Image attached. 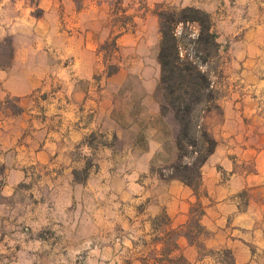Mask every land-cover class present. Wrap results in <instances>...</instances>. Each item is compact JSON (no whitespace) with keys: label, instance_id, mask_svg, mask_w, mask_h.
<instances>
[{"label":"crops","instance_id":"obj_1","mask_svg":"<svg viewBox=\"0 0 264 264\" xmlns=\"http://www.w3.org/2000/svg\"><path fill=\"white\" fill-rule=\"evenodd\" d=\"M13 1L16 15H0V42L10 36L13 45L10 63L0 64V195L32 179L61 190L60 210L83 214L79 226L68 220L80 228L69 239L88 259L98 249L100 264H218L200 245L231 250L235 264H264V0H235L238 14L220 17L233 34L230 59L204 118L218 145L197 192L154 172L168 174L178 159L158 63L136 58L108 74L100 45L112 0ZM35 7L41 15H30ZM135 35L113 36L137 57ZM131 81L138 86L128 92Z\"/></svg>","mask_w":264,"mask_h":264},{"label":"rangeland","instance_id":"obj_2","mask_svg":"<svg viewBox=\"0 0 264 264\" xmlns=\"http://www.w3.org/2000/svg\"><path fill=\"white\" fill-rule=\"evenodd\" d=\"M234 2L235 0H112L110 5L106 6L108 16L105 22V27L110 32V36L100 45V51L107 63L108 72L116 67L120 69L123 66H130L132 60L136 58L144 59L145 57H148L153 63L156 61L160 67L158 54L161 33L157 16L159 9L179 10L184 7H195L208 12L211 15L213 29L218 35L221 48L218 54L210 58L209 65L205 67L211 74L216 100L199 105L194 112L196 121L206 128L204 118L208 112L216 108L217 100L223 93L221 84L228 72L226 63L230 59L229 37L233 34H231L230 23L228 25V21L220 17L221 15L238 14ZM34 3L35 0H31L30 6ZM241 5H244V2H241ZM17 8V3L8 0L0 8V15H16ZM32 10L33 12L30 15L38 16L42 14L41 10L36 7ZM128 30L129 32H136L134 39L138 41L137 44L141 47V54H138L137 57L129 49L123 48L124 46L118 47L116 43L114 44L117 36L113 35ZM183 30L184 27L180 26L179 31L182 32ZM185 30L191 33V31H195V27L189 25L188 29ZM221 32L226 34L225 42L220 39ZM12 51V38L7 36L0 42V64L10 63ZM135 85L138 86L131 81L126 86L127 91H133ZM158 95L161 103L164 102L163 91L159 87ZM165 116L171 117L177 125L171 112ZM161 171L164 175H168L163 170L154 169V172L159 175ZM166 172H168L167 168ZM84 174L85 172L82 171L76 173L79 182L84 181ZM3 184L4 180H0V187ZM63 200L61 190L52 187L48 183L44 185L38 179H32L28 184L20 185L18 193L14 196L0 195V264H100L97 259L98 249L95 254L96 258L88 259L82 245L72 243L69 239V236L74 235L80 228L70 227L68 220L71 221L73 218V221H76L79 219V226L83 214L80 211L77 212L76 207L75 209L73 207L74 205L71 209L67 208V211L60 210L64 209L61 206L64 204ZM192 210L195 215L191 228L192 232L197 233L193 235L196 238L198 232H200L196 217L202 212V205L196 204ZM159 222L165 223L166 217L160 216ZM173 235L177 236V232H174ZM200 248L202 254L217 252H211L202 245H200ZM212 255L221 264L232 263L231 258L225 254ZM178 263L186 264L183 258L178 259Z\"/></svg>","mask_w":264,"mask_h":264},{"label":"trees","instance_id":"obj_3","mask_svg":"<svg viewBox=\"0 0 264 264\" xmlns=\"http://www.w3.org/2000/svg\"><path fill=\"white\" fill-rule=\"evenodd\" d=\"M157 16L161 33L159 89L164 95L161 110L164 115L171 112L178 125V159L167 168L168 175L162 171L160 175L163 178L179 179L198 191L202 181V167L215 152L218 143L196 121L194 112L199 105L216 100L212 77L205 67L209 65L210 58L219 53L221 45L213 29L211 15L202 9L161 8ZM189 25L194 26L195 31L189 33L185 30ZM180 26L184 27L182 32L179 31ZM118 70L116 67L108 74L113 75ZM218 253L230 257L231 264H235L231 250L224 249L212 254ZM218 264H221L220 261Z\"/></svg>","mask_w":264,"mask_h":264}]
</instances>
